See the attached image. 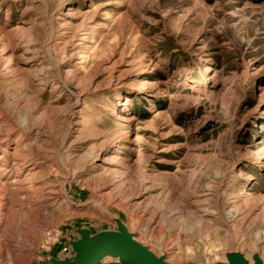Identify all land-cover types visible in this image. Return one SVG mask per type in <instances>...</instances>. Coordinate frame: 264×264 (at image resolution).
<instances>
[{
	"label": "rangeland",
	"instance_id": "rangeland-1",
	"mask_svg": "<svg viewBox=\"0 0 264 264\" xmlns=\"http://www.w3.org/2000/svg\"><path fill=\"white\" fill-rule=\"evenodd\" d=\"M115 218L264 263V0H0V264Z\"/></svg>",
	"mask_w": 264,
	"mask_h": 264
},
{
	"label": "water",
	"instance_id": "water-1",
	"mask_svg": "<svg viewBox=\"0 0 264 264\" xmlns=\"http://www.w3.org/2000/svg\"><path fill=\"white\" fill-rule=\"evenodd\" d=\"M116 230H103L91 233L78 228L79 237L69 241L73 252L71 258H49L50 264H195L171 263L164 256L155 255L146 245L137 241L134 234L115 218ZM114 261H106V258ZM226 262L213 264H264L258 254L252 255V262L243 254H226Z\"/></svg>",
	"mask_w": 264,
	"mask_h": 264
},
{
	"label": "built area",
	"instance_id": "built-area-1",
	"mask_svg": "<svg viewBox=\"0 0 264 264\" xmlns=\"http://www.w3.org/2000/svg\"><path fill=\"white\" fill-rule=\"evenodd\" d=\"M70 240H73V238H69V239H67V244H66V246H64V247L62 248V251L65 253V257H64V258H71V257L73 256V252H72L71 247H70V245H69V241H70Z\"/></svg>",
	"mask_w": 264,
	"mask_h": 264
},
{
	"label": "trees",
	"instance_id": "trees-1",
	"mask_svg": "<svg viewBox=\"0 0 264 264\" xmlns=\"http://www.w3.org/2000/svg\"><path fill=\"white\" fill-rule=\"evenodd\" d=\"M135 113L139 116V118L140 119H145V118H147V114H145V112H140L139 110H138V108L135 110Z\"/></svg>",
	"mask_w": 264,
	"mask_h": 264
}]
</instances>
